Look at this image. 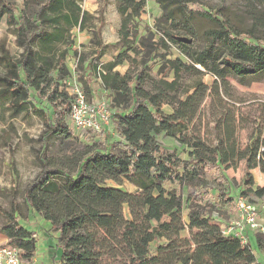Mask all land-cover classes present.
<instances>
[{
	"label": "trees",
	"instance_id": "16d2710c",
	"mask_svg": "<svg viewBox=\"0 0 264 264\" xmlns=\"http://www.w3.org/2000/svg\"><path fill=\"white\" fill-rule=\"evenodd\" d=\"M149 1L160 15L155 32L143 37L138 25ZM114 2L121 48L111 61L88 64L79 77L88 99H95L92 81L98 79L110 121L96 148L88 152L84 145L64 159L65 171L51 165L45 152L51 141L63 147L81 141L67 124L70 97L61 86L71 77L73 29L91 32L92 54L103 55L95 17L76 0H23L22 6L0 0V22L5 20L21 49L13 55L0 39V113L32 114L45 128L40 169L23 189V207L13 190L9 210L0 207L6 245L31 261L37 242L22 220L39 215L50 224L46 238L56 239L48 241L50 264H260L248 241L222 233L224 205L233 207L235 199L220 185L228 181L226 171L242 163L237 198L264 197V186H255L251 174L256 168L264 174V102L248 109L254 99L247 100L230 82L248 86L264 80V4L247 0L235 11L201 0ZM28 3L36 7L31 12L25 11ZM171 48L180 56L166 58ZM150 60L161 64L156 77L148 71ZM83 62L79 56L80 67ZM125 64V73L115 70ZM163 69L171 79L158 77ZM207 75L211 84L204 81ZM8 129L14 131L12 125ZM240 131L246 132L244 146ZM107 181L127 182L135 191Z\"/></svg>",
	"mask_w": 264,
	"mask_h": 264
},
{
	"label": "rangeland",
	"instance_id": "374dc122",
	"mask_svg": "<svg viewBox=\"0 0 264 264\" xmlns=\"http://www.w3.org/2000/svg\"><path fill=\"white\" fill-rule=\"evenodd\" d=\"M18 5L22 6L23 0H14ZM78 1L82 10L87 11L89 14L95 17L93 21L94 27L101 34L102 46L104 48L103 55L98 57L97 55L92 54V48L90 47V36L91 32L89 31H79L77 29H73L70 32V40L71 43V57L69 58L67 64L68 69L74 73L75 79L82 86V82L79 77H83V73L85 67L88 64H104L108 61L113 60L114 56L119 52L121 45L118 43V28L120 25V17L116 12V4L114 0H76ZM207 5H219L224 4L230 7L232 10L241 9L247 0H201ZM264 4V0H260ZM262 5V4H261ZM263 6V5H262ZM259 8H262L260 5ZM33 4L28 3L25 7L26 12H31L35 9ZM160 11L157 4L153 1H149L146 6V13L142 15L141 22L138 25V35L143 37L150 36L153 32H155V21L159 17ZM0 39L6 40V45L10 52L13 55H18L21 52V49L17 48L14 43V36L8 32V26L5 20L0 22ZM76 56H73V53ZM163 52V51H161ZM171 54L167 55L166 58H174L179 57L180 54L178 50L175 48H171ZM79 56L83 57L84 62L82 66H79L78 58ZM128 65H122L115 68L116 71L123 74L126 72ZM161 68V64L159 62H154L150 60L148 63V71L152 76L156 77V73ZM159 78L171 79L172 75L169 73L168 69H163L161 74L158 76ZM213 78L210 76L204 77V81L207 84H211ZM231 84L243 95L247 100L254 99L251 103L250 108L254 110L256 104H260V102H264V80L252 82L248 86H242L238 84L235 80L230 79ZM62 84V83H61ZM61 89L66 86V83L63 82ZM93 96L98 99H106V95L102 88L99 87V81H92ZM259 102V103H258ZM252 106V107H251ZM246 109V110H248ZM162 110L166 113H172V109L168 106H163ZM204 110L202 112V134L205 133V127L208 118V110L206 104L204 106ZM244 110V111H246ZM4 118L6 121L4 122ZM68 126L72 129L73 134L75 136L74 128L72 124L67 121ZM12 125L14 131L11 132L8 129V126ZM211 127V123L208 124ZM209 130V129H208ZM45 132L44 126L41 124L39 119L32 114L28 115H17L14 118H9L7 113H0V207L6 210L10 208V190L14 192V199L16 203L23 207V198L22 193L25 185L34 178L37 172L40 169L39 161L37 159L38 155L42 151L43 141L42 136ZM81 141H68L65 143L67 146H60L58 141H51L50 146L47 148L45 152V157L48 158L49 162L53 166L62 165L64 170L65 168L64 162L65 158L72 155L76 151H80L84 148V145L89 146L88 152H91L92 149L96 148L103 140V133H91L89 135L80 136ZM212 138V137H209ZM4 139H7L8 145L4 144ZM160 142L163 145H167L168 147H172L171 141L160 138ZM238 140L241 146L246 144V132L240 131L238 135ZM182 159L186 157L185 153L179 152ZM253 176L255 186H264V174L259 171L258 168L251 171ZM226 175L228 177V181L220 187L223 189L224 193L227 194L230 198L236 199V192L238 190V186L241 180L242 175V163H240L239 167L236 170L229 169L226 171ZM213 178V177H212ZM106 185L119 188L129 193H133L135 188L127 182H123L121 185H118L115 182L107 181ZM214 185H217L214 183ZM9 193V194H8ZM217 192L212 190L211 195L213 197L217 196ZM256 203V202H255ZM260 203V202H259ZM257 204V203H256ZM259 209V208H258ZM233 207L227 204L224 205L222 216L223 221L225 223H229L232 219H234L235 212L233 211ZM260 211V209H259ZM24 211L22 212V214ZM168 215H172L170 213H165ZM22 223L28 227H32L34 231V237L38 244V247L42 245L46 246V253L40 252L37 250L34 254V257L31 261L22 260V264H50V256L48 255V241L56 242V239L49 236H45V233L50 224L43 221L39 215H37V219L34 218L33 221H28L23 217ZM184 216V220H185ZM3 218L0 216V224L3 222ZM45 233H44V232ZM43 240V241H42ZM60 251L56 249V257H58Z\"/></svg>",
	"mask_w": 264,
	"mask_h": 264
},
{
	"label": "built area",
	"instance_id": "2783aa9c",
	"mask_svg": "<svg viewBox=\"0 0 264 264\" xmlns=\"http://www.w3.org/2000/svg\"><path fill=\"white\" fill-rule=\"evenodd\" d=\"M70 73V80L65 86V91L70 97L68 121L72 124L77 136L100 133L110 121L108 99L107 97L106 99H88L75 79L74 73L71 71ZM258 208L261 207L257 200L239 196L233 204L236 218L234 217L229 223L220 222L222 233L238 239L240 243H247L246 231L264 236V213ZM0 264H22L19 251L6 244H0Z\"/></svg>",
	"mask_w": 264,
	"mask_h": 264
},
{
	"label": "crops",
	"instance_id": "0c3cea01",
	"mask_svg": "<svg viewBox=\"0 0 264 264\" xmlns=\"http://www.w3.org/2000/svg\"><path fill=\"white\" fill-rule=\"evenodd\" d=\"M257 202L258 203L260 202L259 203V207H261L260 212L264 213V209H263L264 197L262 199L257 200ZM29 229L33 231L32 227L31 228L29 227ZM245 235H246L248 244L251 246L253 250V260L255 262H259L260 264H264V236L257 234V233L250 232V231H246ZM6 243H7V237L0 233V244H6ZM45 247L46 246L43 245V242L40 247H38V244H37L36 251L40 250V252L46 253L47 250Z\"/></svg>",
	"mask_w": 264,
	"mask_h": 264
}]
</instances>
